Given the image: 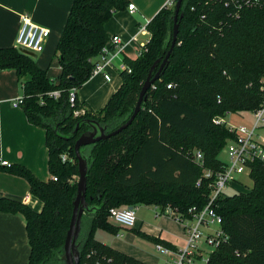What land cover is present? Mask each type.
Instances as JSON below:
<instances>
[{
	"label": "trees",
	"instance_id": "16d2710c",
	"mask_svg": "<svg viewBox=\"0 0 264 264\" xmlns=\"http://www.w3.org/2000/svg\"><path fill=\"white\" fill-rule=\"evenodd\" d=\"M129 5V0H74L55 53L61 69L57 77L40 68L25 50L0 49V71H17L23 85L20 106L28 121L46 131L48 181L21 164L0 166L25 179L31 195L43 203L38 212L0 197V213L25 219L31 248L27 264H66L64 246L79 180L75 144L92 131V122L107 134L128 122L152 66L158 62L156 73L171 48L176 3L149 22L145 50L137 59L125 60L131 72L120 73L122 85L106 106L75 115L85 106L79 100L73 106L70 92L91 79L95 60L110 40L107 23ZM180 15L168 65L146 93L136 119L119 135L80 149L88 166L89 207L76 243L80 264H144L95 238L97 230L120 232L110 222L109 211L148 205L164 215L172 208L176 215L192 219L189 211H202L211 194L205 182L197 187L203 167L194 161L193 152L203 154L205 168L219 171L223 165L219 156L236 136L226 123L215 121L264 106V11L246 9L236 18L210 0H183ZM54 91L60 96H51ZM251 167L253 188L221 195L213 205L228 241L215 248L205 264H264V162L255 161ZM85 219L88 225L83 230ZM136 233L173 249L160 239Z\"/></svg>",
	"mask_w": 264,
	"mask_h": 264
},
{
	"label": "crops",
	"instance_id": "0c3cea01",
	"mask_svg": "<svg viewBox=\"0 0 264 264\" xmlns=\"http://www.w3.org/2000/svg\"><path fill=\"white\" fill-rule=\"evenodd\" d=\"M129 1L135 10L132 11L128 7L125 11L115 13L106 25L109 38L119 36L124 46L123 52L114 56L112 67L108 69L111 80H105L103 75H94L77 90L78 100L86 109L101 110L120 89L122 85L120 73L127 67L125 60L137 59L142 43L147 44L151 35L149 31L148 34H141L136 42L131 41L132 37L138 34L141 27H147L169 2V0ZM73 2L74 0H0V49L17 47L16 40L22 16L27 15L33 23L50 30L44 51L31 52L37 65L46 69L50 58L56 53ZM58 69L60 72L59 64ZM49 75L54 77L52 72H49ZM23 93V85L17 71H0V166H4L2 162L9 164L4 167L21 164L29 168L39 179L48 181L50 174L46 131L32 125L21 106H15ZM0 197L21 201L38 212L43 208V203L31 195L25 179L1 170ZM143 206H145L143 209L137 208V222L134 228L120 227L109 219L121 229L120 232L114 235L97 230L95 238L144 264H174L187 245L184 225L170 215L161 214L156 206ZM137 231L160 239L173 249L165 255L159 251L157 244L140 237ZM97 236H100V239ZM204 246L207 248L201 242L199 252L192 257L189 264H205ZM30 253L25 219L19 214L0 213V264H27Z\"/></svg>",
	"mask_w": 264,
	"mask_h": 264
},
{
	"label": "built area",
	"instance_id": "2783aa9c",
	"mask_svg": "<svg viewBox=\"0 0 264 264\" xmlns=\"http://www.w3.org/2000/svg\"><path fill=\"white\" fill-rule=\"evenodd\" d=\"M218 6L230 9L232 16L238 18L243 10L257 9L264 11V0H210ZM177 0H169L166 7H173ZM132 11L135 10L133 5L129 6ZM22 24L19 30L16 45L18 49L32 53H41L44 51L45 44L50 36V30L43 26L37 25L31 21L29 16H22ZM148 34L147 27H141L138 34L132 37L131 41H138L139 35ZM114 48V52H112ZM146 43L141 45V53L145 50ZM124 46L121 44L119 36L112 37L109 42L103 47L101 53L97 57L93 71L94 75H103L105 80H111V74L108 69L112 67L114 56L123 52ZM115 53V54H114ZM126 70L131 72L127 66ZM264 87V78L261 80ZM172 86H168L171 88ZM264 89V88H263ZM57 98L60 96L59 91H54L50 94ZM70 103L75 106L78 97L77 89H72L69 96ZM22 98L18 99L15 106H20ZM86 108L77 110L76 116L85 114ZM252 125L234 127L229 126L225 118L217 119L216 124H227L228 129L235 134L234 141H230L224 150L227 152L229 162H223L219 171H213L204 167V156L199 151L193 152L194 161L203 167L202 177L197 181V187H200L204 182L211 190L208 205L200 212H196V208L189 211L192 219H185L181 214L176 215L172 208L165 210L166 215H170L181 222L186 230L187 245L179 254L178 260L174 264H189L192 257H195L200 250L201 242L207 247L217 248L221 243L228 241V236L221 229L222 218L216 213L213 208L214 203L219 196L225 195L228 189L232 188L237 182L238 177L245 176L251 179V164L255 161L264 162V145L256 140V132L259 128L264 127V106L252 113ZM67 156H63V161H66ZM2 165L9 166L7 162H2ZM57 181V178H54ZM242 184V183H241ZM233 189V188H232ZM137 206H128L123 208H112L109 211V219L115 224L123 228H134L137 222ZM216 227V229H214ZM159 251L165 255L170 253V250L158 245ZM208 256L203 260L207 261ZM170 264V263H165Z\"/></svg>",
	"mask_w": 264,
	"mask_h": 264
},
{
	"label": "water",
	"instance_id": "95a60500",
	"mask_svg": "<svg viewBox=\"0 0 264 264\" xmlns=\"http://www.w3.org/2000/svg\"><path fill=\"white\" fill-rule=\"evenodd\" d=\"M183 4V0H177L176 7H175V14H174V34H173V41L171 48L161 64L160 68L156 73H154L158 67V62H156L146 79V82L144 83L139 100L137 102V105L135 107V110L131 116V118L126 122L124 125H122L120 128H118L116 131L111 132L109 134L106 133L105 128L99 126L97 123L92 122V131L83 134L76 142L75 144V153L76 157L78 159V169H79V180H78V190H77V196L74 201V210H73V216L70 223V228L67 234L66 242H65V255L64 260L66 264H80V253L77 248V240L81 233V224H82V218L84 213L89 211V207L87 204V174H88V166L86 160L81 156L80 149L83 146H88L95 144L97 142H100L102 140L110 139L114 136L119 135L122 133L125 129H127L133 121L136 119L138 114L140 113L142 109V104L146 100V93L148 90L154 85L155 81L160 79L161 74L164 72L165 67L168 65L169 57L172 53V51L175 48L178 34H179V17L181 18L182 15H180V10ZM29 55H33L31 52L25 51Z\"/></svg>",
	"mask_w": 264,
	"mask_h": 264
},
{
	"label": "rangeland",
	"instance_id": "374dc122",
	"mask_svg": "<svg viewBox=\"0 0 264 264\" xmlns=\"http://www.w3.org/2000/svg\"><path fill=\"white\" fill-rule=\"evenodd\" d=\"M55 55H53V57L50 58L49 63L47 65V68L45 70H48L49 72H52L54 75V77L58 76L60 74L59 69H58V61L56 60ZM225 121L228 123V125L230 126H234V127H242V126H251L252 125V113L246 112V113H241V114H229L227 115V117L225 118ZM256 140L264 145V127H261L257 130L256 132ZM226 150H223L219 156L220 160L223 162H229L228 156H227V152H225ZM242 183V184H241ZM253 181L252 179L245 177V176H240L237 179V182L233 184L232 188L228 189V191H226V194L228 195H233L239 191L241 192H247L250 191L253 188ZM139 207V209H143L145 206L143 205H139L137 206ZM151 213V212H150ZM88 225L87 220L85 219L83 221V230L86 228V226ZM214 229H216V227H214ZM98 239H100V236H97ZM206 252H204V258H206V256H208L215 248L214 247H205ZM201 264V263H200ZM203 264V263H202Z\"/></svg>",
	"mask_w": 264,
	"mask_h": 264
}]
</instances>
